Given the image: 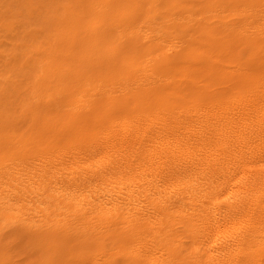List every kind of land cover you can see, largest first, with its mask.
Listing matches in <instances>:
<instances>
[{"label": "bare ground", "instance_id": "1", "mask_svg": "<svg viewBox=\"0 0 264 264\" xmlns=\"http://www.w3.org/2000/svg\"><path fill=\"white\" fill-rule=\"evenodd\" d=\"M167 4L169 5L168 2ZM94 5L92 4L93 9L96 7ZM104 5L108 8L105 12L111 11L115 14L123 6L117 0H111ZM89 6L91 7V4ZM126 6L129 7L131 4ZM133 7L134 4L132 9ZM170 7L172 9V6ZM138 10L140 11V7ZM105 15L100 14L101 17ZM112 15L114 17L113 13ZM135 15L134 17H138ZM231 15L233 14L223 15L213 23L205 20L202 29L204 40L205 43L211 44L217 55L231 57L236 63L234 67L241 66L245 69L242 75L251 78L252 75L247 76L250 73L248 70L250 65L253 66L252 59L257 56L254 55L255 52L257 53L260 47H264V39L250 38L248 33L252 31L250 28H245L250 24V20L247 21L248 24L235 26L236 23L231 24L229 21ZM96 16L97 14L93 18L96 19ZM124 20L121 21L125 22ZM74 23L72 22L73 26ZM84 23L85 21L81 24ZM152 25L144 24L149 33L144 34L141 45L145 44L146 39L149 41L147 52L154 53L153 59L157 63L172 61L174 64L185 54H190L193 41L184 38L186 40L183 39L180 48L171 52L170 50L176 45L172 41L175 37L163 43L166 33L158 29V25L154 26V23ZM59 26L58 23L52 34L51 45H48V50L42 51L41 57L44 67L52 76L56 74L58 78L67 75L69 65L72 67L69 55L73 56L71 46H75L72 45L74 39L71 37L67 39L66 36L64 38L62 25ZM78 31L75 36L78 35ZM243 32H246V36L240 38L239 35ZM49 37L47 39H50ZM39 42L41 41L37 43ZM64 43L66 45L69 43V46L65 47ZM86 43L89 44L87 41ZM161 43L164 44L162 51H160ZM133 44V42L129 44L130 48ZM111 45V50L117 55L113 60H102L101 50L96 49V45L94 50L90 47L88 49L89 45H83L84 47H80L74 56L84 60L86 56L90 59L89 62L98 58L97 62L103 64L105 71L96 72L94 78L106 80L109 71H113L107 72L106 68L111 65L110 62L115 60L117 65H122L127 56H130L124 46ZM243 47L248 50V55L242 58L239 48ZM25 60L27 59L24 57ZM131 61L135 62L132 59ZM216 72L223 78L229 75L221 69ZM86 76L88 80L91 79V75ZM239 78V75L236 78L233 76V82L238 84L241 81ZM41 79H36V83H33L35 86L32 87L39 91L38 95L35 94L39 97L38 100H30L29 97L24 99L23 96L21 102L17 99L20 102L19 111L25 110L32 120L31 140L18 138L11 141L5 131H0V264H15L10 259V248L11 245L13 246L12 242L18 238L26 240L28 249L32 251L31 258L26 264H264V110H262L264 102L255 107L259 109L255 115L247 114L246 110L250 109V103L245 105L244 101L228 103L229 105L214 104L215 106L209 107L199 104L190 108L182 107L171 101V96L176 94L178 88H165L162 83V87L155 85L144 91H134L127 87L100 88L94 85L82 90H86L83 97H77L81 88L72 90L73 80L75 84L81 80V74H77L74 79L64 81L62 85L70 96H73L71 101L77 104L74 103L73 107H68L64 111L54 112L48 109L43 113L37 112V108L33 107L41 102L40 92L43 88L40 86L46 83ZM226 79L232 80V77L228 76ZM55 82L54 86H57L58 83ZM4 83L1 82L3 85ZM17 83H20L19 80ZM19 89L18 87L17 90ZM28 89L25 91L28 92ZM71 101L65 102V105L70 106ZM8 103L10 101H7V105H10ZM17 154L21 155L22 157H19L22 159L14 158ZM185 218L189 221V225L182 230L180 223ZM16 244H19L18 241Z\"/></svg>", "mask_w": 264, "mask_h": 264}, {"label": "rangeland", "instance_id": "2", "mask_svg": "<svg viewBox=\"0 0 264 264\" xmlns=\"http://www.w3.org/2000/svg\"><path fill=\"white\" fill-rule=\"evenodd\" d=\"M31 1H33V2H31ZM93 1H94V3H93ZM103 1L104 0H88V3H87V0H74V1L73 0H69V1L68 0H37V1L36 0H0V18H1V20H0V55H1V57H0V61H1L0 62V92L2 93V95L0 93V95H1L0 96V101H1L0 102V108H1L0 109V112L2 111V113H0V131H5L9 135V137H8L9 140L15 141V140H18V138H20L22 140H25V141L31 140V136H32L31 133L33 131V129H32V123H31L32 120L27 116L25 110H23V109L21 110L20 109V111H19V106L18 105L22 101L23 97H24V99L29 97L30 100L31 99H35V100H38L39 99V97L36 96V95H38L37 93H39V91L37 92V88L36 89L35 88L34 89L32 88V87L35 86V85H33V83L34 82L36 83V81H35L36 79H41L42 78L41 80H43V82H46V83L40 86L41 88H43L44 91L39 87L41 89V92H40V95H41V100L40 101L41 102H38V104H36L33 107L35 109L37 108L36 109L37 112H43V113H45L48 109H51L54 112H58V111H62V110L64 111L68 107H73L74 103H75V105L77 104L75 101H71V100H73V96H70V94L68 93V90L62 86L64 84V81H67V80L68 81L69 80L71 81L72 79L75 78V76L77 74H81V80L79 81V83L77 82L76 84H75V81L73 80L74 85L72 86V88H73L72 90H74L76 88H81L80 93L76 95L77 97L78 96L83 97L84 96V93L86 92V90L85 91H82V90L84 88H90V87H92L94 85H98L100 88L127 87V88H131L134 91H144L146 89L153 88V86H155V85L161 86L163 84L162 86L165 87V88H171V87L172 88L173 87L174 88H178L176 94H174V96H171V98H172L171 101L173 100V102L175 104H177L178 106H182V107L184 106V107L190 108V107H192L194 105H198L199 104V105H204L205 107H209V106H215L214 104H216V105H223V104L229 105L228 103H232V102L240 103V102H243L244 101V102H246L245 105H248L250 103V107H249L250 109L249 110L248 109L246 110L247 114L250 115V114L253 113L252 115H255V114L258 113L259 109H256L255 107H258L259 106L258 105L259 103L261 104L262 102H264V88H260V87H264V52H261V51H264V47H260L258 49V52L257 53L255 52L254 55H257V56L252 59L253 66L251 67V65H250L249 70H248L251 74L248 73V75H247V76H249V75H252V76H251V78H249L250 76L249 77H246L245 76L248 79L247 80L242 75L245 72V69H243L241 66L240 67H241L242 70L240 69V67H234L236 65V63L233 62V60H232L231 57L228 58L226 56L217 55L215 53V51H213V47L211 46V44L208 43V42L205 43L206 40H204L205 39V36H204V34L202 32V29H203V25H204L205 20H206V22L207 21L208 22L211 21V23H213L215 21V19H220L221 17H223V15H227V14H230L231 13V14H233L229 18V21H230L231 24L236 23L235 26H242V25H244L243 23H247V21L250 20V24L247 23L248 25L245 27V28H250V31H252V33L251 32H249L250 34L248 33V36L250 38H255V37L259 38L260 37V39L262 40V39H264V34H259V33H264V24H262V23H264V18H262V17H264V0H235V1L234 0H226L227 2L225 0H220V1L219 0H209V1L203 0L204 2L201 1V0H179V1L178 0H122V1L121 0H117L118 3L120 5H123L122 7H124V8L122 9V7H121L122 10L121 9H118L119 11L117 10L116 14H115V12H111V11L110 12H108V11L105 12V10H108V8L104 4L107 3V2H110L111 0H109L107 2L105 0L104 1V4H103ZM120 1L123 2V3H121ZM173 1H175V2H173ZM185 1H186V5H185ZM196 1H197V3H195ZM210 1H212V2H210ZM66 2H68V3H66ZM127 2H129V3H127ZM139 2H141V4H143V5H140ZM167 2L169 3V5L167 4ZM172 2H173V4H172ZM190 2L194 5V7L191 8V6H193V5ZM181 3H183V4H181ZM209 3H210V5H209ZM90 4H91V7L89 6ZM92 4L93 5L95 4L94 6H96L94 9H93ZM128 4L129 5L131 4V6H129L131 8H129L128 6H126ZM133 4H134V7L132 9ZM160 5H161V8H160ZM178 5H180V6H178ZM188 5H189V7H188ZM54 6H56V8ZM83 6H84V8H83ZM141 6L144 7V8H142ZM170 6H172V9H171ZM185 6H187V7H185ZM139 7H140V11L138 10ZM207 7H208V9H206ZM83 9H85V10H83ZM168 9H170V10H168ZM55 10H58V12L57 11L55 12ZM90 10H91V12H90ZM27 11H29V12H27ZM138 11H139L140 14H138ZM143 11L145 13H143ZM211 11H212V13H211ZM183 12H185V13H183ZM75 13H77V14H75ZM112 13L114 14V17L112 15ZM135 13H136V15H135ZM89 14L91 16L92 15L93 16L91 17ZM94 14L95 15L97 14L96 19H94L95 18V15ZM100 14H103V15L106 14L105 15L106 17L105 16L101 17L102 15L100 16ZM110 14H111V16H109ZM134 15L135 16H138V17H134ZM165 15H166V17H165ZM48 17L50 18V20H47V19H49ZM54 17L57 18V19H55ZM68 17L69 18L71 17V18L69 19ZM259 17L261 18V20H259L260 19ZM66 18H68V19H66ZM86 18L88 19V21H86ZM133 18H136V19H133ZM169 18H172V19H170L171 21L169 20ZM253 18H254V20L257 18V20L254 21ZM51 19H53V20H51ZM106 19H107V21H106ZM143 19H145V20L143 21ZM61 20H62V22L64 21L63 23H65L66 25L63 24L61 22ZM121 20H124L125 22H122ZM134 20H135V22L137 24L138 23L139 24L137 25L135 22H133ZM200 20H202V21H200ZM82 21L83 22L85 21V23L84 24H81V23H83ZM253 21H254V23H253ZM51 22L54 23V24H52ZM72 22L73 23L75 22L74 23V26H73ZM78 22H80V24H78ZM105 22L106 23L108 22V23L107 24H104ZM130 22H132V23H130ZM152 22L154 23V26H157L158 25V29H162L163 32L167 34V36L165 34V38L163 39L164 40L163 43H167L168 40H171L173 37H175L174 39H172V41H174L177 46L175 45V47L170 50L171 52L172 51H175L177 48H180V46L184 42L183 41L184 38L189 39L190 42L193 41L192 42L193 43L192 46L195 49L192 47L190 54H185L182 59H180L178 62H176L174 64H172L173 63L172 61H170V62L167 61V62L157 63L153 59V54L154 53H152V51L151 52H147V47H148L149 41L146 39L145 44L144 45H141V41H143V39H144V34L149 33V30H147L148 28L145 27V26L146 25L153 26L152 25L153 24ZM195 22H196V24H195ZM58 23H59L60 26L61 25L64 26V27L61 26L62 31H63L62 32V35H64V38L67 37V39H70V37H71V38L74 39V41L72 42L73 43L72 45L75 44V46L74 47L71 46V54L73 56H74V54L76 55V52L78 53V49L80 47H84L83 45H86V46L89 45L88 46V49L90 47L92 50L95 49V46L94 45H96V49L100 48L99 50H101V54H102L101 58H102V60L103 59H105V60L106 59L113 60L114 58H116L117 55H116V53L114 54L115 51L111 50V48H110L112 46L111 44H114V46H117L119 44H120V46H124V48H126V50H128V52L130 53V54H128L130 56H127V59L122 62V65L123 66L122 65H117L116 62H115V60L114 61H111L110 62L111 65L108 66L109 69L108 68H106V69H107V72L109 70H113V71H109V77L106 80L105 79H102V78H100L99 80H97L98 79L97 76H96L97 77L96 79L94 78V76L97 73L103 72L102 70L105 71V69H104L105 67H103V64L97 62L98 58H95V59L91 60V62H89L90 59H88L86 56H85V58H86L85 60H84V58L83 59L80 58L81 59L80 60L78 58V56H74L76 58L75 59V58H73V56L69 55L70 56V64L72 65V67L69 65V67H68V69L66 71L67 75H63V76H61L59 78H58V76L56 74H54L52 76V74L44 67V63L41 62V57H42V51L49 49V46L51 45V40H52V37H53L52 34H54L55 27L57 26ZM115 23L117 25H113ZM258 23H261V24H258ZM50 24H52V25H50ZM144 24H145V26H144ZM79 25H82V26H79ZM29 26H33V27H29ZM37 27H38V29H37ZM93 27H94V29H93ZM106 27H108V28H106ZM181 27H183V28H181ZM192 27H193V30H192ZM133 28H134V30H133ZM194 28H196V30H194ZM183 29H185V30H183ZM259 29H260V31H259ZM23 30H24V33H23ZM78 30H80V31H78ZM89 30H90V32H89ZM91 30H92V32H91ZM98 30H100V32ZM186 30H187V32H186ZM189 30L191 31V33H190ZM31 31L34 32V34H36V35H34V34L32 35V32ZM76 31H78V35L75 36V33L77 34ZM102 31H104V32H102ZM128 31H130V32H128ZM170 31H172V32H170ZM26 32H28V33H26ZM29 32H30V34H29ZM45 32H46V35L48 37L51 34L50 37H49L50 39H47L48 37L45 35ZM98 32H99V34H97ZM180 32H182V33H180ZM170 33H171V35L169 36ZM103 34L106 35V36H104ZM194 34L195 35L198 34V35L195 36ZM96 35L99 36V37H97ZM173 35H175V36H173ZM251 35H252V37H251ZM24 36H25V38H24ZM239 36H240V38H243V36H246V32H243ZM43 38H44V40H45L46 43L44 42ZM82 38H83V40H82ZM86 38L89 39V40H87ZM106 39H108V40H106ZM186 39H184V40H186ZM23 40H24L25 44H24ZM30 40H32V41H30ZM37 40L38 41H41V42L37 43L38 42ZM201 40H202V42H201ZM86 41L89 42V44L86 43ZM177 41H179V42H177ZM91 42H93V43H91ZM131 42L134 43L132 45V48H130V45H129ZM35 43H36V45H35ZM106 43H108L107 46L109 48L106 46ZM163 43H161L162 45L160 47V51H162L164 49V46H163L164 44ZM12 44H14V45H12ZM16 44H17V46H16ZM109 44H110V46H109ZM63 45H65V47L66 46L68 47L69 46V43L67 45L64 43ZM202 46H205V47H202ZM32 47L34 49H29V48H32ZM136 47H138V48H136ZM211 47H212V49H211ZM26 48L29 49V50H27ZM74 49H75V51H74ZM135 49L136 50L138 49V50L136 51ZM140 49H142V50H140ZM38 50H40V51H38ZM11 51H12V53H11ZM26 51H27V53H26ZM138 51L141 52V55L140 56H139V52ZM136 52L138 53L137 55H136ZM239 52H240L239 54H240V56L242 58L244 56L248 55V50H246V48H244V47L243 48H239ZM9 54L12 56L13 59L11 58V56H9ZM114 55H115V57H114ZM188 55H190V56H188ZM191 55H192V57H191ZM6 56L8 57V59H7ZM24 57L27 60L24 61ZM189 57H191V58H189ZM257 57H259V59ZM195 58H196V60H195ZM5 59H6V61H4ZM131 59L133 61H135V62H132L131 61L132 62L131 63L130 62ZM201 59H203V61ZM9 60H11V61H9ZM15 60H16V62H15ZM94 60H95V62H94ZM102 60H100V61H102ZM221 60H222V62H221ZM24 62H25V64H24ZM30 62H31V64H30ZM96 62H97V65H99V66H97V65L95 66L94 65V64H96ZM185 63L186 64L188 63V64L186 65ZM191 63H193V64H191ZM22 64H24V65H22ZM169 64H171V65H169ZM258 64H260V65L258 66ZM37 65L38 66L41 65V66H39L40 68ZM89 65L91 66L90 67L91 69L88 67ZM124 65H128V66H124ZM15 66H16V68H15ZM78 66H80V67H78ZM81 66H82V68H81ZM185 66H187V67H185ZM195 66L197 67V69H196ZM18 67H19V69H18ZM201 67H202V69H201ZM76 68H77V70H76ZM96 68H97V70H96ZM188 68L191 70V72L192 71L193 72L191 73ZM12 69H13V71H12ZM23 69H25V70H23ZM89 69H90V71H89ZM168 69H170V70H168ZM206 69L208 70L207 72H206ZM220 69H221V71H225V72L229 73L228 76L232 77V80L231 79L230 80L226 79L228 76L225 77V78L219 77V75L217 74L218 72H216V71H219ZM43 70L44 71L47 70V71L44 73ZM188 70H189V72H188ZM21 71L22 72L25 71V73L23 72V74H21L22 73ZM205 73H208V74L206 75ZM48 74H50L53 78L50 75H49V77H50L49 78L47 76ZM191 74H192L193 77L191 76ZM42 75H43V77H42ZM86 75H91L90 76L91 79L88 80V76H86ZM195 75H197L199 78L197 76L195 78ZM199 75L202 76V77H204V78L200 77ZM238 75L240 77L239 80H241V81L238 84H236L235 82H233V80H234L233 79V76H234V78H236ZM21 76H24V77L22 78ZM36 76L38 78H36ZM19 77H21V78H19ZM213 77H215V79H213ZM243 77H244V80L245 81L242 80ZM222 78H223L224 81L222 80ZM48 79H50V80H48ZM60 79H62L61 82H60ZM250 79H252V80H250ZM18 80H19L20 83H17ZM32 80H33V82H32ZM193 80H195V81L193 82ZM4 81H5V83H4ZM13 81H14V83H13ZM26 81H27V83L29 85L26 83ZM55 81H57V83H58L57 86H54V84H56ZM95 81H97V82H95ZM107 81H108V83H107ZM176 81H178V82H176ZM1 82L4 83V85L1 84ZM16 83L19 84V85H17ZM59 83H61V84H59ZM195 83L196 84L198 83V84L195 85ZM215 83H216V85H215ZM234 83L237 85L236 86L237 88L235 87V84ZM240 83L243 84L244 86L243 85H240ZM21 84H22V86H21ZM23 84H25V85H23ZM205 84H206V87L207 88L205 87ZM211 84L213 86H210ZM221 84H223L224 86L222 87ZM11 85H13V86H11ZM30 85H31V87H30ZM14 86H16L17 88L14 87ZM18 87L20 89H22V90H20V89L17 90ZM23 87H26V88L23 89ZM244 87L246 88V90H245ZM8 88H9L10 91L8 90ZM30 88H31V90H30ZM203 88L205 89L204 91H203ZM13 89L15 90V92H14ZM27 89L29 90L28 92H26ZM222 91L224 93H222ZM251 91H253V92H251ZM19 92L21 94H19ZM246 94H247V96L245 97ZM222 95H225V96H222ZM249 95H251L252 98L249 97ZM256 95H259L260 97L259 96H256ZM261 95H262V97H261ZM5 97H7L8 99H5ZM185 97H186V99H185ZM254 97L257 100H255ZM187 99H189V100L191 99V100L189 101ZM208 100H210V101H208ZM7 101L8 102L10 101V103H8L10 105H7ZM68 101H71L70 106H66L65 105V102H68ZM247 101H249V102H247ZM16 103H18V104H16ZM3 109H4L5 112L3 111ZM251 109H252V112H250ZM262 110H264V109H262ZM4 113H6V115ZM3 115H5V116L3 117ZM5 124L7 125V127H6ZM9 127H10V129H9ZM6 128H8L7 131L5 130ZM12 128H14V129L12 130ZM2 129H4V130H2ZM18 129H19V131H18ZM15 134H17V135H15ZM217 135H218V133H217ZM16 136H18V137H16ZM22 137H24V138H22ZM19 156L22 157L21 155L17 154L16 156H14V158L17 157L18 159H22ZM12 157H8V158H12ZM100 189H99V191H101ZM182 221L183 222L180 223V224L183 227L182 230H184V229H186L188 227L189 221L186 218L183 219ZM20 239L21 238H18V240L12 242L13 246L11 245V248H10V259L15 264H26L29 261V258H31L30 257V254H32V251H30L28 249L27 244H26V240H22L21 239L22 240L21 241ZM17 241H18L19 244H16ZM16 249H18V250H16Z\"/></svg>", "mask_w": 264, "mask_h": 264}]
</instances>
